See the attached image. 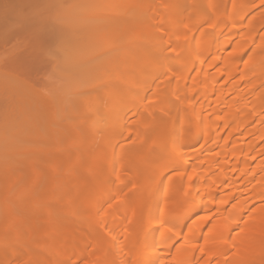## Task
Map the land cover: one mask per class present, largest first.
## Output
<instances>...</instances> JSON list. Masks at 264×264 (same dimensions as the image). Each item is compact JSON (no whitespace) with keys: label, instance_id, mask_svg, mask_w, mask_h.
I'll list each match as a JSON object with an SVG mask.
<instances>
[{"label":"bare ground","instance_id":"obj_1","mask_svg":"<svg viewBox=\"0 0 264 264\" xmlns=\"http://www.w3.org/2000/svg\"><path fill=\"white\" fill-rule=\"evenodd\" d=\"M226 1L0 0V164H4V167L0 166V175L1 179H6V173L18 168L13 170L17 172V179H23L27 184L12 188L16 181L7 185L3 179L5 184L0 183V192L5 195L8 192L7 196L10 193V198L15 195L14 199L7 198L8 205L26 193L30 183L35 186L30 198L27 197V206L36 205L44 197L47 187L55 183L52 177L62 173L61 169L53 170L56 157L50 153L56 151L52 146L58 140L55 142L54 139L61 137L56 148L65 144L68 149L74 142L79 145V141L83 145L74 129L78 123H83L82 116L89 110L90 101L99 97V103L94 101L99 105L103 102L100 97L107 96L96 94L103 89L101 84H112L122 77L128 79L149 61L148 79L140 75L137 82L120 87L115 94L118 97L119 92H124L122 90L134 87L143 93L154 92L153 103L143 105L139 114L137 109L135 113L140 119L127 129L128 136L133 135L137 144H123L117 155L115 139H104L101 143L105 152L100 165L92 161L90 146L84 144L83 148L88 147L91 151L86 150L89 157L85 159L89 160V165L86 163L88 168L84 169L78 165L81 157L68 162L70 156L62 148L65 151L61 152L59 160L62 167L66 164L63 176H72L71 185L76 182L74 190L66 191L63 201L67 206L70 204L71 231L78 239L62 236L61 241L57 240L50 248L54 255L65 257L68 264H264V0H233L230 5ZM96 11L112 16H104L108 18L106 20L102 16L101 20V14ZM87 13L93 15L90 30L84 21ZM115 15L124 16L126 23H114L110 30L103 29L99 20L109 23ZM115 19L117 17L112 22ZM209 19L211 27L206 23ZM76 20L87 24L89 32L86 26L81 25L88 33L76 27ZM148 28L155 30L147 40L149 46L145 47L142 41ZM104 37L108 38L109 47H101ZM130 40L137 42L134 44ZM87 42H92L91 49L95 46L98 49L99 53L96 49H92L94 53L88 52L94 58L83 57ZM104 48L113 53L105 55ZM66 53L74 56V65ZM101 56L106 58L102 61ZM114 59L120 61V66L123 63L122 69L112 63ZM67 61L71 64L65 63ZM87 61L90 62L88 65ZM162 66L168 71L164 72ZM58 67L64 74L70 73L73 67L77 72L91 69L95 74V71L100 73L103 68H110L107 72L101 71V74L105 72L103 77L92 73V79H89L91 75L85 78L86 75L78 73L81 80H76L78 89L75 86V91L69 88L73 92H68L66 84L62 85L61 72L59 78L54 74ZM82 76L85 79L82 80ZM123 94L125 92L119 98H123ZM132 97L133 91L127 92L124 102L128 103ZM126 115L122 116V123L127 119ZM64 123L71 124L67 125L69 130L73 127V132L69 131L71 136L68 132L65 135ZM152 123L154 129H150ZM21 127L25 128L24 132ZM20 132L24 135H21L23 141H19L22 140L18 137ZM150 140H154L153 144L162 152L155 155L153 161L149 159L153 167L146 171L143 147ZM32 145L40 149L37 150L40 153L37 163L45 165L46 171L51 168V177H48V171L45 172L47 176L41 173L36 158L32 160L30 152L34 148L29 150ZM51 147L54 150H50ZM67 164L73 165L67 167L71 169V175L68 169L65 170ZM75 164L80 168L76 169ZM101 166L109 169L103 190L95 188L102 174ZM149 168L154 171L153 181L146 176ZM83 170H87L88 182L83 181ZM63 176L56 177L60 183L69 179L63 181ZM131 178L138 188L133 199L127 197ZM10 179L14 177L8 181ZM9 185L12 190L6 189ZM56 194L50 199L55 200L60 195ZM85 196L92 199L90 223L98 224L97 237L105 236V245L95 246V242L90 252L86 238L88 236L91 241L92 236L88 233L80 235L79 216L76 215V206ZM251 198L254 203L262 201V204L259 202L255 213L244 220ZM178 204L185 205L181 208ZM47 212V222L51 223L55 212L50 209ZM4 221L7 229L9 220ZM19 228L17 226L12 235L9 233L11 238L22 234ZM168 228L171 231H166ZM34 232L36 237L39 231ZM70 240L76 242L71 244ZM47 253L51 254L50 251ZM0 254V264L10 260L3 251ZM31 262L46 264L42 259Z\"/></svg>","mask_w":264,"mask_h":264},{"label":"rangeland","instance_id":"obj_2","mask_svg":"<svg viewBox=\"0 0 264 264\" xmlns=\"http://www.w3.org/2000/svg\"><path fill=\"white\" fill-rule=\"evenodd\" d=\"M171 1V0H170ZM227 2V4L229 3V5H230V3H232L233 2V0H227L226 1ZM103 5V4H102ZM103 7V6H102ZM105 7V6H104ZM106 7H107V5H106ZM102 9V8H101ZM100 9V10H101ZM104 9H106V8H104ZM230 8H228L227 10H229ZM227 10H225V11H227ZM224 11V12H225ZM97 13L99 12V11H96ZM95 12V13H96ZM105 12V11H104ZM94 12H93V14H95ZM90 14V15H89ZM91 14L92 13H87V14H85V20L84 21H86V23L88 24V26H89V30H90V28H91V26L93 25V23H94V21H93V19H92V16H91ZM99 14H101V12H99ZM108 14H109V12H108ZM84 15V14H83ZM107 15V12H106V14H101L100 16V18H101V20H103L102 19V16L104 17V16H106ZM80 16L82 17V13L80 14ZM99 16V15H98ZM110 16H112V15H110L109 14V16L107 15V17L109 18ZM94 17H95V15H94ZM114 18H116L117 17V20L116 21H114V22H112L113 20H114V18H113V20L110 18V22H112L111 24H109L108 22H105L104 21V23H102L101 22V20H99L100 21V25L102 24V26H104V28L103 29H105V30H110L112 27H113V25H115V24H117V23H120V22H124V23H126V20H125V18H124V16H121V15H115V16H113ZM84 18V17H83ZM83 18H81V19H83ZM108 18H105L104 17V20H106V19H108ZM79 19V18H78ZM98 19H99V17H98ZM97 19V20H98ZM95 20V19H94ZM247 20L248 19H246L245 20V25H246V22H247ZM78 21L79 20H76V22H77V24H75V25H77L76 27H78V28H80V29H82V31H83V27H85L87 30H88V27H87V24L86 25H84L83 23L81 24V21L78 23ZM83 21V20H82ZM115 23V24H114ZM249 23V22H248ZM248 23H247V25H248ZM128 24V23H127ZM83 27H82V26ZM105 25H108V26H106L105 27ZM110 26V27H109ZM205 26H207V25H205ZM204 26V27H205ZM86 29H84V31L83 32H85V30ZM87 30H86V32H87ZM89 30H88V32H89ZM130 30V29H129ZM155 29H152V28H148V29H145V34H144V39H143V45L145 46V47H148L149 45H147V40H148V38H149V36L152 34V32L154 31ZM85 32V33H86ZM87 32V33H88ZM130 32V31H129ZM132 32V31H131ZM133 33V32H132ZM134 35H136V34H134ZM132 40H130V42H131ZM134 41V44H135V42H137V40H133ZM133 41L131 42V43H133ZM93 42V41H92ZM92 42H91V44H92ZM90 43V42H89ZM88 42L87 43H85V47H84V52H83V57H85L84 55H87V56H89V57H93L94 58V56H93V54H88V52H90L92 49L94 50V49H96V51L98 52V49L96 48V46H95V48H92L91 49V44H89ZM107 43H109V40H108V38L107 37H104L103 39H102V46L101 47H104V46H106L107 45V47H109V45L107 44ZM88 44V45H87ZM95 44V43H94ZM90 47V50H89V47ZM94 46H92V47H94ZM106 47V48H107ZM106 48H104V51L106 50V52H104L105 53V55L106 54H110L112 51L111 50H113L114 48L112 47V49L111 50H109L110 51V53H108L107 51V49ZM88 50V51H87ZM91 51V52H93L94 53V51ZM119 50V49H118ZM118 50H116V51H118ZM121 50V49H120ZM95 51V53H97ZM120 52V51H119ZM124 52V51H123ZM99 53V52H98ZM104 53H102V54H104ZM113 53V52H112ZM66 54H68V55H70V57H71V60H72V58L74 59V56H71L72 54L70 53H66ZM117 54H119V53H117ZM63 55H65V53H63ZM113 55V54H112ZM112 55L110 56V57H112ZM115 55V54H114ZM120 55V54H119ZM125 55V54H124ZM87 56H86V58H87ZM109 56V55H108ZM61 57H63V56H61ZM67 57V56H66ZM65 57V58H66ZM88 57V58H89ZM102 57V56H101ZM104 58H106L105 56H103ZM103 57H102V61H103ZM109 57V58H110ZM124 57V56H123ZM86 58H85V61H86ZM92 58V59H93ZM115 58V57H114ZM116 58H117V56H116ZM67 59V58H66ZM68 59H69V56H68ZM67 59V60H68ZM112 59V58H111ZM107 60H109L108 58H107ZM107 60H105L106 62H107ZM115 60V59H114ZM119 60H120V57H119ZM121 60H123L122 58H121ZM74 60H72V64L74 63L73 62ZM89 61H91V58H89ZM89 61H87L86 62V65H88V62ZM102 61H100L101 63H103ZM104 61V62H105ZM111 61V60H110ZM116 61V60H115ZM115 61H112V63H114V64H116L117 65V67H119L120 69H122V64H121V66H120V61L119 62H115ZM60 62H61V60H60ZM71 61H67V62H65V63H70ZM105 62V63H106ZM123 62H124V60H123ZM90 63V62H89ZM110 63V62H109ZM148 63H149V61H146V63L144 64V66H143V69L139 72H136V74L135 73H133L134 75L132 76V77H130V78H128V79H123V77L122 78H120L121 80H117V81H114L115 83H112L111 84V82L110 83H103L104 85H102L101 84V88L103 87V89L101 90L100 89V91L98 90V91H96V94L99 96V95H102V96H104V95H109V99L108 100H106V97L107 96H105V98L104 97H100L101 98V101L103 100V102H101L99 105H98V98L96 99V100H94V101H97L98 103H96V102H94V101H90L91 103H90V108H89V110L88 111H84V113H83V123H78L79 125L78 126H76L77 128L76 129H74L75 130V132L77 131L79 134L78 135H80V138H81V140H82V143H84V144H86V146H90L89 148L88 147H86V149H84L83 148V145L81 144V142L79 141L78 143H79V145L78 144H75V142H74V144H73V142H72V144H73V146L72 145H70V147L68 148V149H66L65 147H68V146H62V148H65L67 151L65 152L66 154H67V156H70V158H68V162H71L72 163V161L73 160H75V159H78L79 157H81V159H80V161H79V166L81 167V168H88L87 166L89 165V160L88 159H85V158H88L89 156H88V153H90L91 151V153H90V156H91V159H92V157L94 158V159H92V161H94V162H96L95 164H97V165H100L101 164V161H102V159L104 158L102 155H103V153L105 152V150L103 149V147H104V145L101 143L104 139H106V138H108V137H113L114 139H115V141H116V149H117V151H116V154L118 155V151L121 149L120 147L121 146H123V144H126L127 143V145H131V146H134V145H136L137 144V142H136V140H135V138L133 137V135H131V137L130 136H128V132H127V129L128 128H130V127H132V125H134V124H136V123H133V122H136V121H138L137 119H140V116L139 115H136V113L135 112H137L136 110L138 109V112H137V114H139V111L141 110V107L143 106V105H149V104H151V103H153L152 101L153 100H155V97H154V92L153 91H150V92H147V93H143L138 87H134V88H126L125 90H122V91H124L125 92V94L127 93V92H129V91H133V97L132 98H130L129 100H128V103L126 102H124V97H125V94H123L124 95V97L123 98H119V96L122 94V93H124V92H119V96L117 97L115 94H116V92L117 91H120L121 90V88H125V85L127 86L128 84H130V83H134L135 81H136V79L140 76V75H144V76H146V78L145 79H148V77H150V71H149V69H148ZM71 64V63H70ZM94 64V62H92V65ZM107 64V63H106ZM106 64H105V66H106ZM113 64V65H114ZM164 64V63H163ZM59 65H61V63L59 64ZM74 65V64H73ZM86 65L84 66V67H86ZM99 65V64H98ZM102 66H103V64H101ZM62 66V65H61ZM65 66V65H64ZM63 66V67H64ZM67 66V65H66ZM70 66V65H69ZM72 66V65H71ZM90 67H91V65H90ZM93 67H94V65H93ZM98 67V66H97ZM111 67H112V65H111ZM116 67V68H117ZM163 67V71L165 72V71H168L167 70V67H165V66H162ZM59 68V67H58ZM69 68V67H68ZM71 68V67H70ZM92 68V67H91ZM103 68V67H102ZM110 68V67H109ZM109 68H103V69H105V72H107L108 70H109ZM67 69V68H66ZM73 70V72L72 71H70V73H65L66 74V76H64L65 74L64 73H62L61 71H58V70H61V67L59 68V69H57V71L58 72H55L54 74H58V78L60 77L59 76V73H60V75L61 76H63L64 78H66L67 80H65L64 78H63V83L64 84H62V85H65L68 89H66L65 88V86H64V88H65V90L67 91L68 90V92H69V90L71 89V90H73V87L75 88V86L76 85H79L78 84V82L77 81H79V76L80 75H78V73H81V74H83V75H86V76H84L85 78H87V76L89 77L92 73H94V70H89V67H88V70L89 71H86V72H84L83 71V69H82V72L81 71H79V72H77V70L75 69V71H74V67L72 68ZM87 69V68H86ZM101 69V68H100ZM102 69V70H103ZM108 69V70H107ZM63 70H65V69H63ZM68 70V69H67ZM71 70V69H70ZM98 70V69H97ZM101 70V71H102ZM107 70V71H106ZM55 71V70H54ZM101 71H100V73L99 74H101ZM113 71V70H112ZM69 72V71H68ZM77 74H76V73ZM84 72V73H83ZM96 72V74H98L97 73V71H95ZM104 72V71H103ZM103 72H102V77L104 76V74H103ZM104 72V73H105ZM114 72V71H113ZM112 72V73H113ZM115 72H116V70H115ZM119 72H121L120 70H119ZM72 73V74H71ZM167 73V72H166ZM95 73H94V75H96ZM106 74H108V73H106ZM116 74V73H115ZM53 75V74H52ZM75 75V76H74ZM76 75L78 76L77 78H76ZM93 75V74H92ZM91 75V76H92ZM120 77H121V75L120 74H118ZM117 75V76H118ZM89 77V79L91 78H94L93 76L92 77ZM106 76V75H105ZM113 76V75H112ZM114 76H116V75H114ZM83 76L81 77L82 78V80H83V78H84ZM54 78H55V75H54ZM76 78V79H75ZM84 78V79H85ZM114 79V78H113ZM54 80H57V78H55ZM77 80V81H76ZM87 80V79H86ZM60 81V82H61ZM81 81V80H80ZM79 81V82H80ZM106 81V80H105ZM108 81V80H107ZM57 82H59V80L57 81ZM89 82V81H88ZM137 82V81H136ZM108 84H109V86H108ZM110 84H111V86H110ZM105 86H108L107 88H105ZM78 87L79 86H76V88L78 89ZM121 87V88H120ZM70 88V89H69ZM75 88V89H76ZM100 88V87H99ZM119 88V89H118ZM70 90V91H71ZM117 90V91H116ZM73 91H75V90H73ZM73 91H71V92H73ZM89 91H91V90H89ZM89 91L87 92V93H89ZM95 93V92H94ZM90 94L92 95L93 94V92L91 91L90 92ZM122 96V95H121ZM120 96V97H121ZM91 100V99H90ZM93 100V99H92ZM100 100V99H99ZM125 101H127V100H125ZM123 105V106H122ZM121 106V107H120ZM117 107H120L119 109H117L116 110V108ZM123 107V108H122ZM133 109V110H132ZM134 109H135V111H134ZM125 113V114H124ZM133 113H135V115L133 114ZM128 116H127V115ZM123 115H126L127 116V119L125 120V122H123L122 123V116ZM41 124V123H40ZM39 124V125H40ZM47 125V123H43V125ZM48 124H50V123H48ZM52 124V123H51ZM55 124V123H54ZM64 124H66V125H64ZM63 125H64V128L62 127V129H66V130H64V132L66 133L65 135L67 136V134L68 135H70V133L71 132H73V127H71L72 129V131L71 130H69V127L68 126H70L71 124H69V123H64ZM69 124V125H68ZM76 124V123H75ZM68 125V126H67ZM22 126H24V125H22ZM50 126V125H49ZM48 126V127H49ZM54 126V125H53ZM25 127H26V125H25ZM46 127V126H45ZM42 128H43V126H42ZM21 129L23 130L22 132H24V129L25 128H23V127H21ZM50 129H51V127H50ZM150 129H154V125H153V123H152V125H150ZM68 130V131H67ZM46 131V130H45ZM51 131V130H50ZM69 131H71V132H69ZM25 132H26V130H25ZM41 132L43 133V129L41 130ZM68 132V133H67ZM76 132V133H77ZM27 133V132H26ZM55 134V132H54V130H53V132H52V134ZM57 133V132H56ZM63 133V132H62ZM61 133V134H62ZM19 134V138H21L22 139V137H21V132L20 133H18ZM54 134H53V136H54ZM127 135V136H126ZM22 136H24V135H22ZM28 136V135H27ZM37 136V135H36ZM58 136H60V135H58ZM63 137H64V135H62ZM66 136H65V138H66ZM71 136V135H70ZM69 136V137H70ZM25 137H26V135H25ZM35 137V136H34ZM37 137H39V136H37ZM52 137V136H51ZM55 137V136H54ZM54 137H52V140L54 139ZM57 137V136H56ZM77 137V136H76ZM128 137H129V139H128ZM36 138V137H35ZM61 138V137H60ZM60 138H55L54 139V141L56 142V139H60ZM124 138H126L125 140H124ZM25 139H28V137L27 138H25ZM67 139V138H66ZM65 139V140H66ZM77 139V138H76ZM79 139V138H78ZM77 139V140H78ZM33 140V139H32ZM35 140V139H34ZM58 140H57V144L56 143H54V145L52 146V147H54V149H56V151H54L53 153H50V154H53L55 157H56V161H55V163L56 164H54L53 166H54V171H56V170H58V171H60V169H61V171H62V173L61 174H59V173H57L56 174V176H54V177H52V178H54V180H55V183H54V180H52V183H54V184H52V185H50L49 187H47L48 189V191H47V193L44 195V197L43 198H41L37 203H36V205L35 204H31V205H29V206H27V201H29V199L28 198H30V197H28V196H31V192H33V190H34V184H31L30 182V189H29V186H27L28 188H26V190H27V192L25 193H23V194H21L20 196L21 197H19L18 198V200H16V202H12L11 203V205L9 204H7V202L9 201H7V198L9 197L10 198V193H9V196H7V194H8V192H7V190H12V188L13 187H19V185L21 186L22 184H25V185H27L26 183H25V181L22 179V180H20V179H17V175L15 174V172L16 171H13V170H16V169H18V168H16V169H14V168H12L11 169V171H10V173H8V175H9V177H8V175H7V173H6V176L5 175H3V177H6V179L5 178H2L1 179V176L2 175H0V183L1 184H5V183H7V185H8V183H10V181H11V183H12V185L14 184V183H16V184H14V186H12V188L10 187V185H9V187L8 188H6L7 190H6V192H5V190L3 191L2 190V192H5L6 193V195L4 194V193H1L0 192V206H1V208H0V210L2 211H0V253L3 251L4 253H6L9 257H10V260L9 261H7V263L8 264H32V262L31 261H33V263L34 262H37V261H39V259L41 260H43V262L44 263H48L49 261H51V262H53L54 261V263L55 264H68L67 262H65L64 260H65V257H63L62 255H54L52 252H53V250L51 249L53 246L52 245H54V244H56V241L58 240V241H61L59 238H61L62 236H64V237H67V239H69V238H73V237H75V239H76V241H77V239H78V235L77 236H74V231H71V226H70V223L72 222V216L71 215H68V213L70 214L71 213V211H70V204L67 206L66 205V202H64L63 200H64V198L66 197V191L68 192L69 191V189L70 190H74L75 188H74V186H75V180H74V186L73 185H71V183H73V180H72V182H70L71 181V179H73L72 178V176L69 178V174H68V176H67V174H66V178H69V179H67L66 180V178H64V176H63V174H64V172H63V170H64V166L66 165H63V167L61 166V164H60V161L61 160H59V159H61V157H60V154H61V152L64 150V149H62L61 147H60V145H59V147L62 149V150H60V148H56L55 146L56 145H58ZM69 140V139H68ZM74 140V139H73ZM19 141H23V139L22 140H19ZM64 141V140H63ZM67 141V140H66ZM154 140H150L148 143H146V145L143 147V151H144V153H145V155H146V159H145V156H144V159L146 160V162L144 161V164L146 165V171H147V168L148 167H151L152 166V161H153V159H154V157H155V155L157 156V154H161V152H162V149L158 146V145H156V144H153L154 142H153ZM59 142H61L60 140H59ZM36 143V142H35ZM35 143H32L33 145H35ZM91 143L94 145V143H95V145H94V147H95V149H94V147H92L93 145H91ZM21 144H22V142H21ZM37 144V143H36ZM63 144V143H62ZM90 144V145H89ZM32 145V149L30 148L29 150H33V148H34V150L33 151H35V152H30V154H31V157H32V160L34 159V158H36V161H35V159L33 160V161H35V163H36V165L38 166L39 165V163H37V157H38V154H40L39 153V151H37L39 148H37V147H35V146H33ZM74 146H75V148H74ZM103 146V147H102ZM20 147V146H19ZM50 148V150L51 149H53V148ZM72 147V149H70ZM81 147V148H80ZM22 148V147H21ZM25 148V147H24ZM90 149V150H88V149ZM53 149V150H54ZM59 151H58V150ZM94 150V152H93V150ZM23 150H25V149H23ZM40 150V149H39ZM86 150H88L87 152H86ZM20 151V149H18V152ZM57 151H58V153L59 154H57ZM65 151V150H64ZM23 152V151H22ZM51 152V151H50ZM87 153V155H86V153ZM25 153V152H24ZM33 153L35 154V155H33ZM83 153V154H82ZM85 153V154H84ZM93 153V154H92ZM22 153L20 152V155H21ZM77 154H79V155H77ZM17 155V154H16ZM20 155H18V156H20ZM62 155V154H61ZM74 155V157H71V156H73ZM75 155H77V156H75ZM84 155H86L85 157H84ZM93 155V156H92ZM17 156V157H18ZM34 156V157H33ZM58 157H60V158H58ZM77 157V158H76ZM19 158V157H18ZM52 159L53 160H55L54 158H53V156H52ZM149 159H151V160H149ZM262 159V158H261ZM17 160V159H16ZM39 160V159H38ZM20 160H18V162H19ZM32 161V162H33ZM76 161V160H75ZM148 161H150L151 163L149 164V162ZM148 162V163H147ZM256 162H258V161H256ZM20 163V165H22L21 164V162H19ZM18 163V164H19ZM34 163V162H33ZM54 162L52 161V163L51 164H53ZM77 163V162H76ZM86 163L88 164V165H86ZM17 164V163H16ZM16 165L17 167H20L21 169H22V167L21 166H19V165ZM50 164V165H51ZM35 165V164H34ZM35 165V166H36ZM42 165V164H41ZM41 165H39L38 166V169H40L41 170V173L42 174H44V175H46L47 176V173H45V172H49L48 173V177L50 176L49 174H50V172H51V168H50V170H48V168H47V171H46V169H45V165L44 166H41ZM49 165V166H50ZM69 164H67V166H66V169L65 170H67L68 168L67 167H69L70 168V166H72L73 167V165L71 164L70 166H68ZM86 165V166H85ZM103 165V164H102ZM0 166L2 167H4V164H0ZM23 166V165H22ZM36 166V167H37ZM53 166H51V167H53ZM75 166H77L76 164H75ZM75 166H74V168H75ZM79 166H77L76 167V169L77 168H80ZM24 167V166H23ZM62 167V168H61ZM71 167V168H72ZM101 167H103V166H101ZM106 167V169H103V168H105ZM153 167V166H152ZM19 168V169H20ZM102 168V174H101V176H100V178L97 180V183H96V185H95V188L96 189H104L105 188V180L107 179V177H108V170L109 169H107L108 167L107 166H104ZM52 170V171H53ZM79 170V169H78ZM53 171V172H54ZM71 169H68V173H70V175H71ZM79 172H80V170H79ZM83 172H85V174L83 173ZM83 172L81 171V173L83 174V181L84 182H88V180H89V176L87 175V170L85 171V170H83ZM17 173V172H16ZM56 173V172H55ZM154 173V171H153V168L151 169V168H149V170H148V174H146V176L148 175V178L151 180V181H153L154 180V177H153V174ZM59 174V175H58ZM11 175V176H10ZM14 175H16V176H14ZM52 175V174H51ZM53 175H55L54 173H53ZM60 175H62L63 177V181H64V179L66 180V181H64V182H62V183H60L59 181H58V179L59 178H56V177H58V176H60ZM46 176H45V180L46 181H48V177L46 178ZM12 178V177H14V179H10L9 181H8V179L9 178ZM51 177V176H50ZM57 180H56V179ZM3 179H5L6 180V182L4 183V180ZM33 179H34V177H33ZM132 179V178H131ZM16 181V182H14L13 183V181ZM50 180V179H49ZM135 180V179H134ZM8 181V182H7ZM18 181V182H17ZM29 181H31V180H29ZM51 181V180H50ZM60 181H62V180H60ZM27 182V181H26ZM32 182H35L34 180H32ZM57 182H59L60 184H58ZM69 182V183H68ZM132 182V183H131ZM21 183V184H20ZM29 183H28V185H29ZM49 183V182H48ZM51 183V182H50ZM130 183V184H129ZM133 183H135V181L133 182V179H132V181H128V184H129V187H128V192L127 193H129L128 195H127V197L129 198V199H133L135 196H133V193H135L136 191H138L137 189H136V184H135V186H134V184ZM68 184H70L71 186H69ZM6 185V186H7ZM15 185H17V186H15ZM48 185V184H47ZM5 186V187H6ZM68 186H69V188H68ZM70 187H72V189L70 188ZM76 187V186H75ZM16 189V188H15ZM68 189V190H67ZM17 190V189H16ZM16 190L14 191V194L16 193ZM26 190H24V191H26ZM30 190V191H29ZM9 192H12V191H9ZM55 193H57L56 195H59V196H57L56 197V199L55 200H51L50 199V197L51 196H53L52 194H55ZM136 194H137V192H136ZM11 195H13L12 193H11ZM56 195H54V196H56ZM14 196L15 195H13V198L12 199H14ZM3 197H4V199H3ZM6 197V198H5ZM28 197V198H27ZM10 198V199H11ZM16 198V197H15ZM28 199V200H27ZM250 200V199H249ZM248 200V202H247V206H248V208L246 209V211H245V213H244V220H246L249 216H251L250 214H254L255 213V211H256V208L258 207V205H260V203L262 204V201L259 203V202H257L256 203V201H255V203L253 202V200H252V198H251V200H252V202H250ZM7 201V202H6ZM66 201V200H65ZM2 202V203H1ZM3 202H4V204H6V205H4L3 204ZM10 202V201H9ZM67 202H69L68 200H67ZM251 203V204H250ZM252 203H253V205H252ZM3 204V205H2ZM61 204V205H60ZM65 204V205H64ZM81 204V205H80ZM80 204H78V206H76L77 207V212H76V215H77V217H78V221H79V224H80V229L82 230H79V233H80V235L81 234H83V233H88V235L90 234L92 237H91V241H90V238H88V236H87V241H88V239H89V243L90 244H88L89 246H88V248H87V250L90 252V251H92L93 250V248L95 247V246H104L105 244V236H99V237H97V235H96V232H98V231H100V229H99V227L97 226L98 224L97 223H90L91 221V218H90V214L92 213V210H91V204H92V199H91V197H89V196H85L84 198H83V200H82V202L80 203ZM249 204V205H248ZM178 205H180V207L182 208L185 204H178ZM178 205H176L177 207H178ZM8 206V207H7ZM33 206H35V207H33ZM4 207H6L7 209H5ZM75 207V208H76ZM251 207V208H250ZM71 208H72V206H71ZM53 210L54 212H55V215L53 216L54 218V221L52 220H50V222L51 223H49V222H47V220H48V217H47V214H48V212H47V210ZM6 210V211H5ZM255 210V211H254ZM70 211V212H69ZM76 211V210H75ZM254 211V212H253ZM53 213V212H52ZM69 216V217H68ZM46 217H47V219H46ZM8 219L9 221H7V222H9V224H8V227H7V229H6V225L5 224H7L5 221H4V219ZM250 218V217H249ZM127 220L129 219V215L127 216V218H126ZM49 221V220H48ZM4 222H5V224H4ZM53 222H54V224H53ZM128 222V221H127ZM48 223V224H47ZM55 225H56V227H55ZM17 226H20V232L22 233L21 235H19V236H13L12 238L10 237L11 235H12V233H13V231L15 230V228H17ZM59 227V228H58ZM59 230V231H58ZM73 230V229H72ZM34 231H39L38 233L36 232V237H35V232ZM12 232V233H11ZM60 234H59V233ZM63 232V233H62ZM9 233L11 234V235H9ZM30 234V235H29ZM32 235V236H31ZM28 236V237H27ZM63 237V238H64ZM69 237V238H68ZM90 237V236H89ZM104 238V239H103ZM23 239H26V240H28V242H26V241H24ZM74 239V238H73ZM64 240V239H63ZM57 241V242H58ZM65 241V240H64ZM75 240L73 241H71L70 240V242H71V244H72V242H76ZM93 241V242H92ZM55 242V243H54ZM92 242V243H91ZM96 242V244L97 245H95L94 246V243ZM54 243V244H53ZM73 243V244H74ZM102 244V245H101ZM46 248H45V247ZM47 246H48V248H47ZM51 247V248H50ZM45 249V250H44ZM51 249V250H50ZM11 251L14 253L13 255H12V253H11ZM51 252V254H49V253H47V252ZM2 254H0V256H1ZM54 256V257H53ZM31 259H33V260H31ZM41 262V261H40ZM51 262H49V263H51ZM2 263V262H1ZM3 263H5V264H7L6 262H3ZM2 263V264H3ZM48 263V264H49ZM78 264H82V262H80V263H78Z\"/></svg>","mask_w":264,"mask_h":264},{"label":"snow or ice","instance_id":"obj_3","mask_svg":"<svg viewBox=\"0 0 264 264\" xmlns=\"http://www.w3.org/2000/svg\"><path fill=\"white\" fill-rule=\"evenodd\" d=\"M206 23H208V26H209V27L212 26V25H211V21H210V19H209L208 21H206ZM189 179H191V177H189ZM222 203H223V202H222ZM202 219H208V217H202ZM166 231H171V228L166 229ZM162 243H163V241H162ZM185 243H187V241H185Z\"/></svg>","mask_w":264,"mask_h":264}]
</instances>
